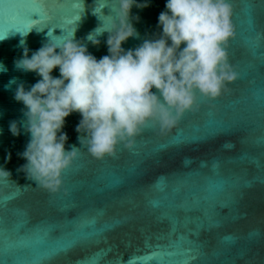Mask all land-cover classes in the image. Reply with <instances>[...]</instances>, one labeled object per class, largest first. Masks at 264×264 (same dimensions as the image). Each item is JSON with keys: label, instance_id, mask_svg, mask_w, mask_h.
<instances>
[{"label": "water", "instance_id": "obj_1", "mask_svg": "<svg viewBox=\"0 0 264 264\" xmlns=\"http://www.w3.org/2000/svg\"><path fill=\"white\" fill-rule=\"evenodd\" d=\"M136 2L149 6L131 9L139 36L125 50L158 34L166 0ZM229 2L226 51L238 79L228 90L214 101L198 96L176 128L149 126L115 157L95 160L82 149L49 194L17 171L29 137L8 130L23 120L9 82L27 89L38 80L14 67L20 41L30 56L73 34L100 59L107 33L97 46L86 37L114 15L115 0H0V167L11 174L0 181V264H264V0ZM79 120L65 119L66 150L80 147Z\"/></svg>", "mask_w": 264, "mask_h": 264}, {"label": "clouds", "instance_id": "obj_2", "mask_svg": "<svg viewBox=\"0 0 264 264\" xmlns=\"http://www.w3.org/2000/svg\"><path fill=\"white\" fill-rule=\"evenodd\" d=\"M147 3L115 0L113 16L86 40L93 46L107 33V55L97 59L73 34L52 38L31 53L20 41L22 54L16 70L34 73L29 88L15 79L14 100L23 105L21 122L11 121L13 137L23 132L29 139L18 157L17 170L49 194L62 186V175L83 149L95 160L115 157L122 146L132 149L135 139L151 126L160 134L177 127L185 113L197 108V97L214 101L238 79L228 60L226 46L233 37V8L229 0H166L157 21L158 34L134 49L122 45L138 38L131 9ZM44 29V28H43ZM43 29H37V32ZM49 37V32L47 34ZM58 70L59 76L52 75ZM0 72H6L0 63ZM79 115L75 128L80 147L66 150L65 119ZM10 155L6 156V161ZM11 174L0 167V181Z\"/></svg>", "mask_w": 264, "mask_h": 264}, {"label": "snow or ice", "instance_id": "obj_3", "mask_svg": "<svg viewBox=\"0 0 264 264\" xmlns=\"http://www.w3.org/2000/svg\"><path fill=\"white\" fill-rule=\"evenodd\" d=\"M32 20V19H31Z\"/></svg>", "mask_w": 264, "mask_h": 264}]
</instances>
